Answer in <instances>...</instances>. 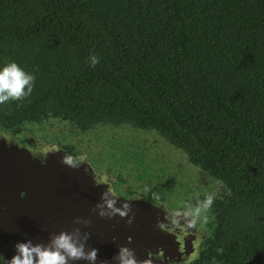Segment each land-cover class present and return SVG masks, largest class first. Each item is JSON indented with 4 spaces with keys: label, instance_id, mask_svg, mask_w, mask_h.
<instances>
[{
    "label": "trees",
    "instance_id": "obj_1",
    "mask_svg": "<svg viewBox=\"0 0 264 264\" xmlns=\"http://www.w3.org/2000/svg\"><path fill=\"white\" fill-rule=\"evenodd\" d=\"M4 57L38 71L2 123L49 113L153 128L228 185L223 207L256 219L244 231L264 228V0H0ZM223 248L264 256V232Z\"/></svg>",
    "mask_w": 264,
    "mask_h": 264
},
{
    "label": "water",
    "instance_id": "obj_2",
    "mask_svg": "<svg viewBox=\"0 0 264 264\" xmlns=\"http://www.w3.org/2000/svg\"><path fill=\"white\" fill-rule=\"evenodd\" d=\"M35 139L29 136L25 142L32 145ZM62 155V150L49 153L41 164L27 149L9 145L0 138V253L10 258L18 240L46 242L50 233L79 228L81 233L89 234L86 248L98 249V261L108 260L111 264L110 258L122 244L132 248L139 260L149 258L148 252L159 248L164 250L165 257L180 258L174 237L156 227L157 218L163 219L160 209L143 197L122 196L120 200L131 199L129 203L135 212L131 224L125 223L127 217H100L95 204L106 186L94 185L92 166L87 162L72 168L61 162ZM77 217L87 223H78ZM192 239L190 236L185 240V254L192 250Z\"/></svg>",
    "mask_w": 264,
    "mask_h": 264
},
{
    "label": "clouds",
    "instance_id": "obj_3",
    "mask_svg": "<svg viewBox=\"0 0 264 264\" xmlns=\"http://www.w3.org/2000/svg\"><path fill=\"white\" fill-rule=\"evenodd\" d=\"M101 57L95 52H89L86 58L87 65L95 68L100 63ZM37 68L35 65L29 70L21 62L14 58L4 57L0 59V110L7 112L15 104L20 107L33 94L36 86ZM35 137V143L30 145L25 142L26 137ZM0 138L9 145H16L19 148L27 149L33 157L40 159L41 164L45 163L49 153L58 150L63 151L61 162L72 168L80 167L82 162H87L86 151H69L59 145L49 142L41 137H36L28 132L27 129L0 126ZM87 171V169H86ZM92 180L96 186H106L100 193V199L95 204V209L100 217L112 218L118 215L120 218L127 217L125 223L133 222L135 212L129 201L139 199L147 193L148 200L163 212V219L157 218L156 227L174 237L178 245V252L181 254L177 260L175 257L168 258L164 255V250L159 248L157 251L148 252V257L139 260L134 250L122 244L118 246L116 253L110 258L111 264H155L156 261H166V264H197L203 253L208 247V240L211 233L205 232V227L212 221L213 202L215 199L223 198L230 194L224 181L214 179L213 187L201 195H195L184 199L179 206H170L169 201L161 196L152 186L145 185L131 199L120 200V192L114 187L116 177L109 170L104 168L91 167ZM223 193V195L221 194ZM24 196V192L20 193ZM118 201H120L118 205ZM131 213V214H130ZM78 223H87L76 218ZM194 237L191 240L192 250L185 254V240L187 237ZM89 234L81 233L79 228L71 231L60 230L50 233L46 242H33L31 239L18 240L14 244V252L11 257H5L0 253V264H76L84 261L86 264H110L108 260H97L98 249L87 247ZM115 241V237L112 238ZM131 241V237L127 238ZM223 246L215 248V255H211L204 261V264H223Z\"/></svg>",
    "mask_w": 264,
    "mask_h": 264
},
{
    "label": "flooded vegetation",
    "instance_id": "obj_4",
    "mask_svg": "<svg viewBox=\"0 0 264 264\" xmlns=\"http://www.w3.org/2000/svg\"><path fill=\"white\" fill-rule=\"evenodd\" d=\"M34 122L43 125L42 127L39 125L38 128L41 127L40 132L45 135L44 137L49 142L73 152L86 151L88 155L87 163L93 168H104L110 172H115V169L119 165L125 171L126 182L129 180L136 182L149 180L147 175L141 173L142 170H146L151 174V180L156 179L162 173V171L160 172L162 169L157 170L155 167L157 162L155 158L159 156V153L158 148L155 147L152 140L163 141L169 146L176 148L155 129L141 127L131 121L112 122L109 120H97L83 126L68 117L45 113L34 120L28 122L22 120L14 125L2 123L0 120V125L6 127L18 125L20 128L28 130V127H25V123L33 124ZM176 149L179 150L183 156V160L186 161V163L178 162L181 169L186 168L187 171L190 172L191 170L194 173V180H191L185 186H183L185 179L174 183L177 193L184 192L179 195L180 199L183 201L197 192L203 195L209 191L213 187L212 181L220 178L211 175L201 165L199 166L191 162L183 150ZM189 167L192 169H189ZM172 174L181 176L184 172L183 170L171 171L170 175ZM171 178L175 177L172 176ZM161 179L162 177L158 178L157 181ZM116 182L114 187L120 192V195L131 198L138 193V191L123 187V185L116 184ZM225 185L230 189L226 183ZM221 194L223 195V193ZM229 195L223 196L222 199L218 197L213 202V213H210V215L214 214V216L212 221L205 227V232L211 233L208 245L212 239H216V247L232 243L237 244L239 241L247 239L257 242L261 232H264V228L255 233L244 231L243 228H247L244 224L247 221L253 223L256 219H250L248 215H245L247 212L236 213L237 210L223 207L222 202H229ZM141 197L147 198L146 195L145 197ZM146 200L151 202L148 199ZM207 250L208 247L201 253V259L197 264H204V261L209 256L215 255V250L214 252H207ZM261 253H264V249L261 250ZM246 259L250 262L259 263L260 260L264 261V256H259V252L257 254L251 253L248 257H238L235 254L227 256L223 253L222 258L225 264H229L230 262L233 264H245Z\"/></svg>",
    "mask_w": 264,
    "mask_h": 264
},
{
    "label": "rangeland",
    "instance_id": "obj_5",
    "mask_svg": "<svg viewBox=\"0 0 264 264\" xmlns=\"http://www.w3.org/2000/svg\"><path fill=\"white\" fill-rule=\"evenodd\" d=\"M40 124L38 122H34L33 124L25 123V127H28V131L32 132V134L36 135L37 137H41L43 139H46L40 131L41 127L43 125H40L41 127L38 128ZM153 132V131H151ZM151 141V140H150ZM153 141V144L156 148H158L159 156L155 158L157 161L155 164V167L162 171V173L154 180H151V174L147 172L146 170H142V174L147 175L148 179L145 182H136L129 180L128 182L125 181V171H123L120 166L118 165V168L115 169V172L111 171L113 175L116 176V184H121L123 187L129 188L131 190L140 191L142 188H144L145 185L152 186L161 196H163L165 199L169 201L170 206H179L182 200L179 195L183 194L184 192L177 193L175 191L174 183L177 181H182L185 179L183 186H185L188 182L191 180H194V173L190 170L187 171V169H181L178 162L186 163V161L183 160L182 154L177 150L176 148L169 146L163 141ZM149 142V141H148ZM191 166V165H190ZM193 167V166H192ZM189 169H192L189 167ZM183 170L184 174L179 176L178 174H171V171H179ZM175 178H171V177ZM162 177L160 181H157L158 178ZM173 190V191H172ZM147 196V193H144ZM122 196V195H121ZM124 197V196H123Z\"/></svg>",
    "mask_w": 264,
    "mask_h": 264
}]
</instances>
